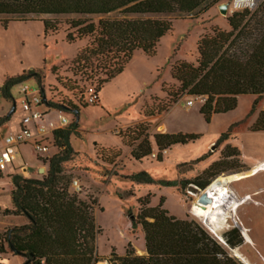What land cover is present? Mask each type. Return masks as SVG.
Listing matches in <instances>:
<instances>
[{
    "label": "rangeland",
    "instance_id": "1",
    "mask_svg": "<svg viewBox=\"0 0 264 264\" xmlns=\"http://www.w3.org/2000/svg\"><path fill=\"white\" fill-rule=\"evenodd\" d=\"M227 1L221 0L198 16L167 15L173 20V28L161 38L156 53L146 55L137 51L129 66L101 88L99 103L81 106L78 102L82 100L80 91L83 82L79 75L74 74L76 68L71 61L88 39L66 42L65 24L58 32L45 34L44 24L39 20L11 21L7 26L0 22V123L14 114L1 127L0 137L10 130H18V120L22 115L21 83L28 85L33 92L43 89L48 103L57 107L54 109L56 113L66 116L69 124L78 123L77 132L70 136L71 145L77 153L64 164V170L73 176L70 186L73 191L84 199L94 201L95 223L101 229L97 231L94 242L95 257L102 264H118L111 260L112 247L118 255H124L130 243L140 254L138 247L142 246L144 232L141 225L132 228L128 211L137 214L139 198L147 194H150L152 206L165 197L164 206L172 214L197 219L220 242L225 231L237 227L244 243L228 247L230 255L242 264H264V171L230 184L231 194L237 203L229 207L216 230H212L205 218L191 211L196 196H200L220 175L249 171L264 162V131L251 129L260 110L264 109V96L259 99L253 94L239 95L234 110L216 114L209 122L200 113L204 102L202 96L183 94L178 99L173 97L178 83L171 77V65L181 60L195 63L201 36L211 32L214 27L230 29L227 17L236 9L230 7L228 14L224 15L218 8L220 3ZM31 70L35 73H31ZM23 73L28 76L10 87V97L5 95L1 89L5 81ZM13 100L16 111L12 114ZM188 101H193V104L189 106ZM74 105L80 108L78 116ZM175 106L173 124L201 136L194 142L177 144L179 146L171 153L167 148L162 152L163 160L158 161L153 155V152L158 153L154 134L167 132L168 127L163 121ZM147 108L148 111L154 109V114L146 115ZM139 122H144L147 127L153 152L135 160L131 155L133 146L123 143L119 133ZM224 132H230V135L219 142ZM227 145H230L232 155L224 158L223 151ZM107 147L122 151L114 163L105 161V156L101 154L102 149ZM3 148L4 143L0 152L8 156L11 179L16 173L40 178L48 171L49 164L43 160L45 157L35 155L30 144ZM57 152L58 148L51 145L49 155ZM202 156L205 158L200 159ZM220 159H224L222 166L225 171L217 175L202 174ZM23 166L26 169L23 170ZM142 169L148 170L156 180L176 181L177 184L138 183L128 177ZM199 176H202L201 182L208 181L204 187L195 182ZM3 178L0 188V231L5 238L11 229L28 223L29 219L6 211L13 208L10 206L12 192L8 178ZM75 180L80 188L74 185ZM5 257L9 258L11 264L24 261L9 249H5Z\"/></svg>",
    "mask_w": 264,
    "mask_h": 264
},
{
    "label": "trees",
    "instance_id": "2",
    "mask_svg": "<svg viewBox=\"0 0 264 264\" xmlns=\"http://www.w3.org/2000/svg\"><path fill=\"white\" fill-rule=\"evenodd\" d=\"M220 1L0 0V22L7 26L11 21L39 20L44 24L45 34L56 33L65 24L66 42L88 39L71 61L76 68L74 74L79 75L83 82L80 91L82 103L78 102L81 106L87 105L85 96L89 85H95L100 92L105 83L127 67L137 51L146 55L156 53L161 38L173 28V20L167 15L198 16ZM227 21L229 30L214 27L201 36L195 63L181 60L171 65V77L178 83L173 97L178 99L183 94L206 96L200 113L208 122L216 114L234 110L239 95L253 94L259 99L264 96V0L254 9L234 10ZM30 72L35 73L33 70ZM26 76L23 73L7 79L1 88L4 94L10 97V87ZM79 106L74 105L76 116L80 112ZM152 114L154 109L146 112V115ZM77 127L75 121L54 131L53 146L58 148V152L43 159L49 168L40 178L20 173L12 176L13 208L6 211L26 216L29 221L8 232L4 238L7 246L1 245L3 252L9 249L24 261L46 258L48 264H92L100 261L95 257L94 247L96 233L101 230L95 223L94 201L71 190L73 176L64 170V164L77 153L70 142V136L77 132ZM251 129L264 131V109L260 110ZM146 130L145 123L139 122L119 133L123 143L133 146L131 155L136 160L153 152ZM229 135L230 132L222 133L218 141L228 139ZM200 136L196 132L155 133L157 160H163L164 149L194 142ZM230 149L227 145L223 151L224 158L232 155ZM101 154L105 161L114 163L122 151L107 147ZM203 158L205 156L200 159ZM223 160L213 162L202 174L217 175L225 171ZM128 177L138 183L177 184L176 181L156 180L146 171H138ZM201 178L199 176L195 182L204 187L208 181L201 182ZM119 196L122 197L120 193ZM165 199L161 197L159 203L152 206L150 194H147L139 198L137 214L128 211L132 228L142 227L147 253L137 254L129 243L124 255H118L112 247V261L118 264H242L228 251V247L244 243L237 227L224 232V244L197 219L172 214L164 206ZM4 258L9 260L8 257H0Z\"/></svg>",
    "mask_w": 264,
    "mask_h": 264
},
{
    "label": "built area",
    "instance_id": "3",
    "mask_svg": "<svg viewBox=\"0 0 264 264\" xmlns=\"http://www.w3.org/2000/svg\"><path fill=\"white\" fill-rule=\"evenodd\" d=\"M258 4V0H232L231 6L234 9L250 8L254 9ZM19 94L21 95L22 106V127L16 132L9 133L4 138L5 148L16 147L22 144H30L31 149L39 156L49 157L50 146L53 145V133L59 128L69 125V121L62 113H58V121L49 120L43 122L45 116V93L42 90L33 92L28 85L21 83L19 86ZM86 103L97 104L99 103V92L95 85H89L86 90L85 96ZM190 106L193 101H188ZM48 108V107H46ZM34 123L36 125V133L32 132L29 125ZM3 148V149H5ZM166 150V149H164ZM163 150V151H164ZM156 152L153 155L157 157ZM9 164V159L6 153L0 152V173L4 172ZM24 168V167H23ZM26 169V168H24ZM74 185L80 188V185L75 180ZM1 213V210H0ZM1 245L7 246V242L1 235L0 231V257H5V252L1 250ZM27 261V260H25ZM22 261L21 264H24ZM0 264H11L9 260L0 259ZM28 264H48L46 258L36 259L29 261Z\"/></svg>",
    "mask_w": 264,
    "mask_h": 264
},
{
    "label": "bare ground",
    "instance_id": "4",
    "mask_svg": "<svg viewBox=\"0 0 264 264\" xmlns=\"http://www.w3.org/2000/svg\"><path fill=\"white\" fill-rule=\"evenodd\" d=\"M260 171H264V162H261L249 171L220 175L204 190L207 191L210 199L202 200L200 198L201 195L196 196V199L192 203L191 211L195 215L205 218L212 230H216L219 226V220L227 215L229 207L237 203V199L231 194L230 184L234 180L254 175Z\"/></svg>",
    "mask_w": 264,
    "mask_h": 264
},
{
    "label": "crops",
    "instance_id": "5",
    "mask_svg": "<svg viewBox=\"0 0 264 264\" xmlns=\"http://www.w3.org/2000/svg\"><path fill=\"white\" fill-rule=\"evenodd\" d=\"M137 53V52H136ZM135 53V54H136ZM135 56V55H134ZM131 62V61H130ZM130 64V63H129ZM129 64L127 65V67L129 66ZM126 67V68H127ZM21 96V95H20ZM12 98V97H11ZM14 101V100H13ZM100 101V100H99ZM47 106H48V108H46V107H44V109H45V116H44V119L42 120L43 122H47V121H49V120H54V121H58V113H56L55 111H54V109H56L57 107H54L53 105H51L50 103H48V101H47V103H45ZM14 105H15V108H14V110L16 111V102L14 101ZM14 105H13V107H14ZM178 105V104H177ZM176 105V106H177ZM176 106L175 107H173V108H171V110L169 111V113L167 114V116H166V118H165V120L163 121V123H165V126L166 127H168V130H167V132H170V133H176V132H186L185 130H182L181 128H179V126H176V125H174L173 124V115H175V109H176ZM21 108H22V106H21ZM13 109V108H12ZM58 109H62V108H58ZM63 109H66V108H63ZM67 110H71V109H67ZM14 113V111L12 112V114ZM14 115V114H13ZM12 115V116H13ZM12 116H10V117H12ZM10 117H8L4 122H1L0 123V130H1V127H3L4 125H6V123L7 122H9L10 120L9 119H11ZM21 117H22V115L20 116V118H19V120H18V127H17V129L18 130H20V128L22 127V122H21ZM29 128L31 129V131L34 133H36V125L34 124V123H31L30 125H29ZM18 130H10V131H8V132H6V134L4 135V137L1 135V137H0V149H1V147L3 146V143H4V138H5V136H7L9 133H12V132H16V131H18ZM22 145H25V144H22ZM19 146H21V145H19ZM31 146V145H30ZM53 146V145H52ZM177 146H179V145H173L171 148H169V151H170V153H171V151L175 148V147H177ZM55 147V146H54ZM56 148V147H55ZM49 157L51 156V155H48ZM136 160V159H135ZM24 167V166H23ZM22 167V168H23ZM10 168H9V165H8V167H7V169L4 171V172H2V173H0V188L2 187V184H3V180H4V178L3 177H7L8 178V180H9V184H10V187H11V192H12V189L14 188V184H13V182H12V179H11V177L9 176L10 175V171H12V170H9ZM23 170H24V168H23ZM140 171H146V172H148L150 175H151V173L148 171V170H146V169H142V170H140ZM24 173H25V171H24ZM152 176V175H151ZM27 177H30V176H27ZM71 190H73V188L71 187ZM10 206H13V203H12V198H11V204H10ZM0 210L2 211V207L0 206ZM178 217H180V216H178ZM141 241H142V246L141 245H139V247H138V250H139V253L140 254H145V253H147V251H146V246H145V238H144V235H142V237H141Z\"/></svg>",
    "mask_w": 264,
    "mask_h": 264
},
{
    "label": "water",
    "instance_id": "6",
    "mask_svg": "<svg viewBox=\"0 0 264 264\" xmlns=\"http://www.w3.org/2000/svg\"><path fill=\"white\" fill-rule=\"evenodd\" d=\"M230 6H231V0H229V1H227V2H222V3H220V4L218 5V8H219V10H220V12H221L222 14L227 15L228 12H229ZM41 89H42V88H41ZM42 91L44 92L43 89H42ZM202 99L205 100L206 97L202 96ZM14 108H15V105H14L13 109L11 110V113L14 111ZM67 109H68V108H67ZM75 113L77 114V111H75ZM41 171H43V169H41ZM200 198H201L202 200H208V199H210L209 194L207 193V191H204V190L202 191ZM242 234H243V233H242ZM220 238H221V241L224 242V244H226L224 238H223V237H220ZM12 249H13V248H12ZM29 261H30V260L25 261L24 264H28Z\"/></svg>",
    "mask_w": 264,
    "mask_h": 264
}]
</instances>
